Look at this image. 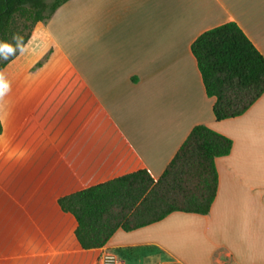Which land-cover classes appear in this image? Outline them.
Segmentation results:
<instances>
[{"label":"crops","instance_id":"0c3cea01","mask_svg":"<svg viewBox=\"0 0 264 264\" xmlns=\"http://www.w3.org/2000/svg\"><path fill=\"white\" fill-rule=\"evenodd\" d=\"M236 23L264 57V0H70L0 72V264H264V95L218 122L192 45ZM229 138L208 215L175 212L84 250L59 200L146 170L196 126Z\"/></svg>","mask_w":264,"mask_h":264},{"label":"trees","instance_id":"16d2710c","mask_svg":"<svg viewBox=\"0 0 264 264\" xmlns=\"http://www.w3.org/2000/svg\"><path fill=\"white\" fill-rule=\"evenodd\" d=\"M68 1L0 0V41L13 42L18 34L26 45L35 26ZM192 53L206 94L215 99L216 121L244 115L264 95V57L236 23L201 34ZM19 54L0 58V71ZM232 149L231 139L196 126L159 180L142 170L61 198L59 204L76 218L84 250L106 246L118 230L132 232L175 212L208 215L218 191L215 161Z\"/></svg>","mask_w":264,"mask_h":264},{"label":"clouds","instance_id":"9594fccd","mask_svg":"<svg viewBox=\"0 0 264 264\" xmlns=\"http://www.w3.org/2000/svg\"><path fill=\"white\" fill-rule=\"evenodd\" d=\"M12 41H0V58L8 59L10 55H15L17 51L22 55L27 50L22 36L16 34L12 37ZM10 90V83L5 78L4 73L0 72V100H3Z\"/></svg>","mask_w":264,"mask_h":264},{"label":"built area","instance_id":"2783aa9c","mask_svg":"<svg viewBox=\"0 0 264 264\" xmlns=\"http://www.w3.org/2000/svg\"><path fill=\"white\" fill-rule=\"evenodd\" d=\"M101 264H119V259L113 253H105L102 257ZM163 264H169V263H163Z\"/></svg>","mask_w":264,"mask_h":264}]
</instances>
